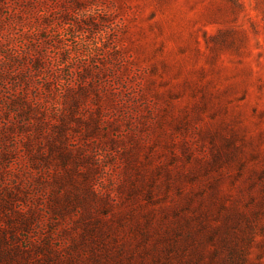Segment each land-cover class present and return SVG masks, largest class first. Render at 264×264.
<instances>
[{"label":"rangeland","instance_id":"374dc122","mask_svg":"<svg viewBox=\"0 0 264 264\" xmlns=\"http://www.w3.org/2000/svg\"><path fill=\"white\" fill-rule=\"evenodd\" d=\"M84 4L0 0V264H264V0Z\"/></svg>","mask_w":264,"mask_h":264},{"label":"trees","instance_id":"16d2710c","mask_svg":"<svg viewBox=\"0 0 264 264\" xmlns=\"http://www.w3.org/2000/svg\"><path fill=\"white\" fill-rule=\"evenodd\" d=\"M33 1V9H36V7L44 4L45 0H32ZM82 2V3H81ZM74 9L78 10L80 17H84V12H86L87 4H84V0H74ZM35 5V6H34ZM71 8V7H70ZM90 9V8H88ZM63 18V17H62ZM64 20V18H63ZM93 20V19H92ZM47 20H43V26H47L48 23ZM83 24L86 26H91V22L88 21H82ZM226 245V244H225ZM211 262L208 264H250V259L247 254H234L232 251L228 252L227 255H220L219 253L212 251L211 252Z\"/></svg>","mask_w":264,"mask_h":264}]
</instances>
